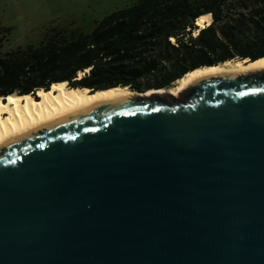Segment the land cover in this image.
Listing matches in <instances>:
<instances>
[{"label": "water", "instance_id": "water-1", "mask_svg": "<svg viewBox=\"0 0 264 264\" xmlns=\"http://www.w3.org/2000/svg\"><path fill=\"white\" fill-rule=\"evenodd\" d=\"M159 89L0 144V264H264V66Z\"/></svg>", "mask_w": 264, "mask_h": 264}, {"label": "trees", "instance_id": "trees-1", "mask_svg": "<svg viewBox=\"0 0 264 264\" xmlns=\"http://www.w3.org/2000/svg\"><path fill=\"white\" fill-rule=\"evenodd\" d=\"M204 13L211 21L199 27L195 20ZM4 37L1 97L34 95L59 81L144 92L170 87L200 66L263 57L264 0H135L105 14L89 32L53 26L38 45L2 51Z\"/></svg>", "mask_w": 264, "mask_h": 264}, {"label": "bare ground", "instance_id": "bare-ground-1", "mask_svg": "<svg viewBox=\"0 0 264 264\" xmlns=\"http://www.w3.org/2000/svg\"><path fill=\"white\" fill-rule=\"evenodd\" d=\"M210 21V13H204L196 18L195 23L199 27H203ZM194 32L196 33V30ZM262 66H264V56L253 61L231 59L218 64L200 66L186 72L169 88L159 89L158 92L174 95L191 80L206 72ZM81 74L80 71L79 76ZM154 91V89H148L144 94L148 95ZM133 93L135 92L127 86H116L93 92L89 88H72L68 86L67 81H59L53 82L47 90L37 89L34 95L12 92L5 97L0 96V144L79 108L113 101Z\"/></svg>", "mask_w": 264, "mask_h": 264}, {"label": "rangeland", "instance_id": "rangeland-1", "mask_svg": "<svg viewBox=\"0 0 264 264\" xmlns=\"http://www.w3.org/2000/svg\"><path fill=\"white\" fill-rule=\"evenodd\" d=\"M134 1L0 0V36L3 34L5 36L1 50L38 45L45 32L53 26H72L89 32L95 21L105 14Z\"/></svg>", "mask_w": 264, "mask_h": 264}, {"label": "snow or ice", "instance_id": "snow-or-ice-1", "mask_svg": "<svg viewBox=\"0 0 264 264\" xmlns=\"http://www.w3.org/2000/svg\"><path fill=\"white\" fill-rule=\"evenodd\" d=\"M203 19V18H202Z\"/></svg>", "mask_w": 264, "mask_h": 264}]
</instances>
